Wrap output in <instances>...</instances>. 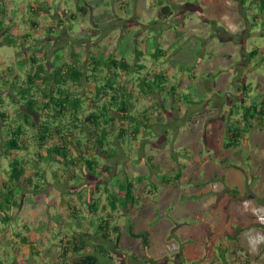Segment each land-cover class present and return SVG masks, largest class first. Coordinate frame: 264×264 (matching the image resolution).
Wrapping results in <instances>:
<instances>
[{"label": "rangeland", "instance_id": "obj_1", "mask_svg": "<svg viewBox=\"0 0 264 264\" xmlns=\"http://www.w3.org/2000/svg\"><path fill=\"white\" fill-rule=\"evenodd\" d=\"M4 1L13 11L15 6L10 0ZM34 1L45 8L40 11L41 26L34 30L39 36L49 22L58 24L61 20L64 26L69 25L67 15L77 0H25L27 3ZM88 1V16L81 12L75 15L79 21L73 35L65 33L64 29L58 35L61 38L59 43L52 37L47 38L50 41L46 47L50 49L47 57L53 59L54 50L68 41L77 51L119 52L121 41L123 44H138L145 31L169 29L167 20L163 21L162 15L157 16L155 0L152 3L148 0ZM225 1L218 2L222 3L220 10L207 0L169 3L174 10L170 21L176 29L163 36L169 51L172 49L164 59L168 62L164 70L170 77L169 83L176 85V95L135 96L141 110L158 102L149 109L153 115L151 120L156 123L150 132L145 129L136 140L123 143L119 155L107 161L113 174L103 175L111 190H117L116 179L127 174L130 177L145 176L135 190L136 199L131 208L115 212V221L122 231L119 243L122 250L115 249L112 243L109 246L116 253L118 262L126 253L131 264H180L182 260L184 264H220L218 244L225 239L223 231L233 232L237 227L254 244L257 252L256 257L246 255L242 260L237 257V262L247 264L253 257L257 261L255 264H264L260 259L264 256V192L257 191L264 188V127H255L245 133L238 146L224 145L226 119L234 101L232 96L240 93L236 89L237 83L242 80L250 84L249 94L244 91L240 95H248L247 103L253 100L264 103V11L261 9L264 1L236 0L238 5L235 7ZM184 3L189 6L186 19L182 15L183 8L178 5ZM240 12L243 20L235 18ZM254 14L261 16L254 19ZM155 17L157 21L144 24V18ZM255 48L259 53L253 57L250 52ZM16 50L0 41V73L13 63ZM148 65L144 75L153 70L154 65ZM181 65L192 70V75L181 70ZM134 92L136 94L137 90ZM186 93L191 94V102H185L179 96ZM178 171H181V177L174 181L172 177ZM163 174L170 176V182L163 181ZM80 179L85 181L82 177ZM91 182L94 186V181ZM101 190L99 194L105 200L106 193ZM25 195L28 197L22 200L16 211L17 221L12 227L18 230L16 223L20 228L24 223L33 228L40 227L43 235L50 237L48 246H40L41 251L46 253L50 248L54 251L55 241L57 245L60 241L53 240L52 232L60 225L57 223L52 227L53 216L60 214L61 218L67 219L61 194L47 187V191L40 195L32 192H25ZM69 197L78 200L75 195L66 196ZM225 206L228 213L224 211ZM84 214L90 215L86 207ZM129 224L134 231L147 232L150 243L147 251L139 238L129 236ZM3 231L5 235L14 236L10 227ZM34 232L35 236L39 234L38 230ZM41 240H36V245L42 243ZM2 241L0 238V243ZM16 246H19V252L22 248L27 249L21 243ZM18 251L1 247L0 257L14 263ZM52 262L51 259H41L34 264Z\"/></svg>", "mask_w": 264, "mask_h": 264}, {"label": "trees", "instance_id": "obj_2", "mask_svg": "<svg viewBox=\"0 0 264 264\" xmlns=\"http://www.w3.org/2000/svg\"><path fill=\"white\" fill-rule=\"evenodd\" d=\"M22 1L10 0L15 6L10 11L5 1L0 0V41L17 49L13 63L0 73L3 89L0 91V233L17 221L16 211L28 197L25 192L40 195L48 187L58 191L62 203L66 204L63 207L67 219L60 214L53 216L60 225L52 232L53 240L60 241L59 245L55 241L60 252L58 264H131L126 253L118 262L109 243L122 250L119 246L122 231L115 221V212L131 208L136 199L135 190L145 176L127 174L116 179L117 190H111L103 175L113 174L107 161L119 155L123 143L136 140L145 129L150 132L156 123L152 122L149 109L158 102L141 110L135 96L153 98L162 93L173 96L176 85L169 83L170 77L161 67L145 75L144 64L137 62L136 69L133 68L130 57L140 59L144 55L133 42L129 45L121 41L120 53L105 54L99 50L77 51L68 41L54 50L53 59L47 57L50 51L46 48L50 44L47 38L52 37L59 43L58 35L64 29L73 35L79 21L75 15L81 12L87 17L90 2L77 0L68 8L69 25L64 26L61 20L58 24L49 22L37 36L34 30L41 26L40 11L45 8L35 4L36 1ZM158 5L159 15L173 14L170 4ZM148 51L154 58L168 57L160 47L151 51L149 45ZM258 53L259 49L255 48L250 55L255 57ZM186 69V65H181V70ZM188 75H192V70ZM250 87L241 80L236 85L239 95L229 96L234 101L226 119L225 147L240 145L245 133L264 127L263 101L247 103L248 95L240 96L244 91L249 94ZM179 96L191 102L190 93ZM180 177L181 171H178L172 179ZM162 178L165 182L171 180L167 174ZM102 185L105 200L99 194ZM73 195L78 200L66 198ZM84 207L89 216L84 214ZM224 211L228 213L227 206ZM39 230L37 237H32V228L23 224L17 230L18 240L8 243L16 249V243H21L38 254L36 240L43 239L44 234ZM127 230L130 237L140 239L145 251L149 249L146 231H134L130 224ZM236 234L237 230L223 231L224 238H236ZM0 264H3L1 260Z\"/></svg>", "mask_w": 264, "mask_h": 264}, {"label": "crops", "instance_id": "obj_3", "mask_svg": "<svg viewBox=\"0 0 264 264\" xmlns=\"http://www.w3.org/2000/svg\"><path fill=\"white\" fill-rule=\"evenodd\" d=\"M148 1H149V3L153 2L152 0H148ZM182 1H184V0H182ZM207 1L211 2L212 6L214 8H216L217 10H220L222 8V3L218 4V2H220L221 0H207ZM161 2H164V4H169L170 2L176 3V0H155L154 4L156 6V9H158L157 10L158 18H160V15H159L160 5H158V4H160ZM240 2H241V0H240ZM224 3H226V4L230 3L231 7H235L236 5H238V4H236V0H227ZM178 5L183 8L184 14L182 13V15L184 17L185 16L187 17V9L189 7L187 5V3L178 4ZM191 6H195V8H196V5H191ZM261 6H263L261 9L264 11V4H261ZM250 11H251V9L249 8L248 12H250ZM173 14H174V10H173ZM173 14L168 16V17H164L163 18V21L167 20L169 29L164 30V31L162 30V31H159V32L157 30L153 29V31L151 33H148L147 31H145V33H143V35H140L141 38H140V41L138 42L137 45L139 46L140 49H142L144 51V55L143 56L141 55L142 57H140V59H137V58L132 57V56L130 57V60L134 62L133 68L136 69L137 62L139 64H144L146 66V68H147V64H149L148 66L154 65V67H152L153 70L154 69L157 70L160 67L165 69V67L168 66V64H167L168 62L166 61L167 62L166 63L165 60H164V59H166V57H163V56H161L159 58L151 57L152 55H151V53H149L148 47L150 45V50L151 51H153L156 47L157 48L160 47V48H162L164 50L166 56L170 55V53L172 52V49L169 51V48H167V43L168 42H167L166 38L163 37V36H164V33H173L175 31V29H176V28L173 29L174 23H172V20L170 21V18L172 19ZM246 14H247V12L245 11V15ZM225 15H229V14L226 13ZM241 15L242 14L240 12V15H236L235 18L238 20L240 17L242 18ZM260 16L261 15L254 14L253 17H254V19H259ZM186 17H185V19H186ZM232 18H233V16H232ZM150 19L151 18L146 20V18H144V21H145L144 24H147L148 22H151V21H157L156 17L154 19H151V20ZM242 20H243V18H242ZM182 22L185 23V21H182ZM184 26H185V24H184ZM146 29H147V27H146ZM148 41H149V45L147 44ZM161 62H165V63L160 65ZM263 189L264 188H258L257 191L264 192ZM16 224L18 226L16 228L19 229L20 226L18 225V223H16ZM24 224H26V223H24ZM56 224L57 223L55 221L51 222L52 227H53V225H56ZM9 227L12 229V233H13L14 236L5 235L4 231L0 233V238L3 239V241L1 242L2 244H0V256H1V247H3V246L9 247L10 249H13V250H16V251H18V248H19V246H17V249H16V248L13 247L12 244L8 243V242H12L13 240H18V238H19L17 236V230L15 228H13L12 225L6 226L5 228L8 229ZM31 228H32L31 236L36 238L37 236L34 235V233H35L34 230H36V229L39 230L40 227H38V228L31 227ZM233 230L234 231L237 230L236 238H225L218 244V250H219L218 261L220 262V264H223V261L226 262L225 264H240L239 262H237V260H238L237 257L240 258V260H242V259L245 258L246 255H248V256L254 255L255 257L257 255V252L255 251V248H254V244L249 240V238L246 237L243 234V232H239V230H240L239 228L236 227V229H233ZM49 238L50 237L48 235H47V237H45L43 235V242L37 244V245H39L38 254H33L32 252H30L29 247L27 246V249L26 248H22L23 250L21 252L18 251V256L15 257L14 263L10 262L8 260H4L1 257H0V260L2 262L4 260L3 264H31V263L34 264V262H36L38 260H41V259L42 260L43 259H51V260H53V262L51 264H58L57 261H58V258H60V254H59L60 252H58V249L56 247H54V251H53V248L46 249V251H47L46 253H43L41 251L42 249H41L40 246L41 245L48 246L47 242L50 240ZM4 244H7V245H4ZM18 244L19 243H16V245H18ZM8 252H10V251H8ZM7 255H9V253H7ZM260 259L262 261H264V256H262ZM228 261H229V263H227ZM110 262L113 263V260H111ZM255 262H257V261H254L253 257H251L248 260L247 264H255ZM106 263H108V262H106Z\"/></svg>", "mask_w": 264, "mask_h": 264}]
</instances>
